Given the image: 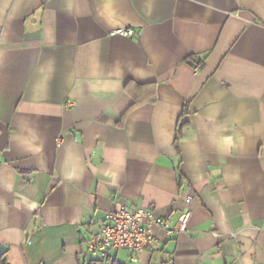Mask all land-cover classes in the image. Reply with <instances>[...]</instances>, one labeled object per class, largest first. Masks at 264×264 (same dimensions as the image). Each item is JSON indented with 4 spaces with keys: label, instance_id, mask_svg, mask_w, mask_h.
<instances>
[{
    "label": "crops",
    "instance_id": "crops-1",
    "mask_svg": "<svg viewBox=\"0 0 264 264\" xmlns=\"http://www.w3.org/2000/svg\"><path fill=\"white\" fill-rule=\"evenodd\" d=\"M0 154L9 264H264V0H0ZM121 205L188 229L97 260Z\"/></svg>",
    "mask_w": 264,
    "mask_h": 264
},
{
    "label": "built area",
    "instance_id": "built-area-1",
    "mask_svg": "<svg viewBox=\"0 0 264 264\" xmlns=\"http://www.w3.org/2000/svg\"><path fill=\"white\" fill-rule=\"evenodd\" d=\"M123 36H131L132 29L121 28L113 32ZM198 63L196 70L201 68ZM1 163V154H0ZM188 198L187 202H190ZM191 217V211L185 209L181 212L177 225L168 228L164 220L154 215L147 208H136L121 205L118 209L108 212L101 229L93 234L88 241V251L97 260H105L109 253L114 250L128 249L134 254L151 249L156 243L153 227L158 226L167 229L168 234L186 232ZM169 264L173 263L170 258Z\"/></svg>",
    "mask_w": 264,
    "mask_h": 264
},
{
    "label": "clouds",
    "instance_id": "clouds-1",
    "mask_svg": "<svg viewBox=\"0 0 264 264\" xmlns=\"http://www.w3.org/2000/svg\"><path fill=\"white\" fill-rule=\"evenodd\" d=\"M90 87L95 90L97 88L96 84L90 85ZM107 87V85H105ZM27 135H20L19 133L14 137L15 142L18 147L22 149V151L26 154H31L33 156L39 155L43 152V144L38 143L39 136L37 135L36 129L32 127L26 128ZM225 143H229L232 145L237 144L238 136L233 135L230 137H226L224 140ZM78 176V172L76 169L69 170L66 172V177L69 179L76 178ZM245 264H252L250 259H245Z\"/></svg>",
    "mask_w": 264,
    "mask_h": 264
},
{
    "label": "trees",
    "instance_id": "trees-1",
    "mask_svg": "<svg viewBox=\"0 0 264 264\" xmlns=\"http://www.w3.org/2000/svg\"><path fill=\"white\" fill-rule=\"evenodd\" d=\"M0 264H9L5 252L0 254ZM111 264H123V263H121V262H119L117 260H114V261L111 262Z\"/></svg>",
    "mask_w": 264,
    "mask_h": 264
}]
</instances>
